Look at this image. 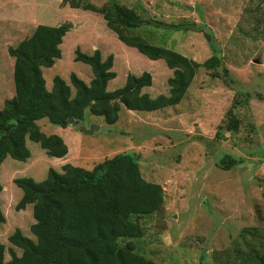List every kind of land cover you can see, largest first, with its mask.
I'll return each mask as SVG.
<instances>
[{
    "label": "rangeland",
    "instance_id": "374dc122",
    "mask_svg": "<svg viewBox=\"0 0 264 264\" xmlns=\"http://www.w3.org/2000/svg\"><path fill=\"white\" fill-rule=\"evenodd\" d=\"M75 2L95 6L115 3L133 9L140 18L193 22L200 30L141 26L130 32L201 62L212 53L204 34L207 31L228 76L262 99H246L242 91L225 84L222 66H200L182 98L158 110H129L119 105L113 123L84 110L81 120L64 127L38 118L39 130L60 136L69 150L61 158L50 157L37 142L25 138L28 158L19 161L5 156L1 161L4 222L0 224V243L4 260L9 259L11 247L7 236L14 229L34 239L28 228L34 221L31 204L14 209L21 190L13 178L29 176L39 181L48 167L59 171L61 164L69 162L89 169L104 158L127 152L136 157L141 177L158 183L163 195L152 213L131 215L141 229L140 237L130 238L134 252L157 264H246L233 250L246 251L245 243L256 237L253 228L264 236V1L0 0V107L3 99L13 94V59L7 47L28 36L36 24H70L59 44L60 57L41 68L47 90L54 75L70 87L71 95L70 73L85 83L91 78L89 66L73 59L78 48L88 54L97 49L102 59L112 55L115 75L106 90L121 86L127 73L147 71L151 82L141 91L151 97L167 93L171 70L162 59H149L124 45L101 14L72 7ZM227 110L237 118L234 131L224 129ZM216 131L219 137H214ZM223 154L237 163L221 168L218 160ZM242 229H247L245 235L240 233ZM125 241L119 239L120 244ZM13 250L19 255L18 248L13 246Z\"/></svg>",
    "mask_w": 264,
    "mask_h": 264
},
{
    "label": "trees",
    "instance_id": "16d2710c",
    "mask_svg": "<svg viewBox=\"0 0 264 264\" xmlns=\"http://www.w3.org/2000/svg\"><path fill=\"white\" fill-rule=\"evenodd\" d=\"M72 7L101 14L106 26L124 45L133 47L149 59H162L171 76L166 79V94L154 97L142 92L149 86L150 74L142 71L135 75L127 73L121 86L106 90L108 80L115 75L112 55L103 59L94 49L84 53L74 50L75 61L89 66L91 78L85 83L74 73L69 74L70 87L58 75L51 79L50 89L44 86L42 67H49L60 57L59 44L69 23L58 25L36 24L31 33L7 47L13 58V94L3 99L0 107V163L5 156L24 161L29 156L25 138L37 142L50 157H61L66 145L56 134H44L35 121L45 117L50 123L66 126L81 120L84 110L100 115L106 123L117 118L119 105L129 110L154 111L176 104L183 96L198 67L213 69L222 63L217 55L210 34L204 31L211 55L201 62L160 45L149 43L131 29L141 26L172 30H200L193 22L167 23L153 18H140L135 11L124 5L95 6L89 2L71 3ZM222 81L243 92L246 99L259 98L243 84L228 76L222 66ZM224 129L234 131L237 118L227 110ZM220 125H218V128ZM214 137H219L218 132ZM237 160L223 154L218 165L228 169ZM20 188L21 196L14 205L15 210L31 204L34 221L29 231L31 239L16 228L8 236L9 259L4 260V246L0 243V264H157L133 251L130 238H138L141 229L131 215L139 217L150 214L162 203V189L158 183L147 181L140 175L137 159L132 153L121 152L94 163L89 169L65 162L57 171L48 167L46 175L39 181L29 176L12 179ZM1 190V185H0ZM4 217L0 209V224ZM247 229H242L245 235ZM255 239L245 243L246 251L235 249L234 255L246 264H264V236L253 228ZM119 239H126L122 244ZM13 246L20 250L16 255Z\"/></svg>",
    "mask_w": 264,
    "mask_h": 264
},
{
    "label": "crops",
    "instance_id": "0c3cea01",
    "mask_svg": "<svg viewBox=\"0 0 264 264\" xmlns=\"http://www.w3.org/2000/svg\"><path fill=\"white\" fill-rule=\"evenodd\" d=\"M12 59H13V58H12ZM61 139H62V138H61ZM62 140H63V139H62ZM63 142H64V140H63ZM66 148H67V149H66L67 151H66L65 155L67 154V152H68V150H69V147H68V146H66ZM61 157H62V156H61ZM61 157H56V158H61ZM72 165H74V164H72ZM75 165H76V164H75ZM3 217H4V216H3Z\"/></svg>",
    "mask_w": 264,
    "mask_h": 264
},
{
    "label": "water",
    "instance_id": "95a60500",
    "mask_svg": "<svg viewBox=\"0 0 264 264\" xmlns=\"http://www.w3.org/2000/svg\"><path fill=\"white\" fill-rule=\"evenodd\" d=\"M263 1H264V0H263ZM68 121H69V122H71V121H72V119H71V118H69V119H68ZM94 128H96V127L94 126ZM84 132H89V133H90V132H91V130H84Z\"/></svg>",
    "mask_w": 264,
    "mask_h": 264
}]
</instances>
